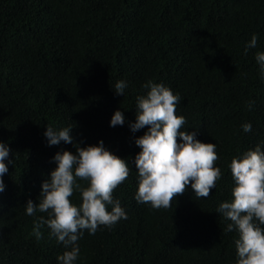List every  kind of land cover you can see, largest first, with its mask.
<instances>
[{"label": "trees", "instance_id": "16d2710c", "mask_svg": "<svg viewBox=\"0 0 264 264\" xmlns=\"http://www.w3.org/2000/svg\"><path fill=\"white\" fill-rule=\"evenodd\" d=\"M253 35L257 46L245 52ZM257 52H264V0H0V139L10 149L0 192V264H60L70 249L46 225L37 239L34 223L48 213L29 216L25 205L39 203L55 154L77 155V146L99 141L130 169L113 192L127 218L95 234L84 230L74 264H237V232L225 231L231 221L217 209L233 199L231 161L258 145L264 151ZM118 81L127 84L123 96L114 91ZM149 81L180 96L184 131L216 145L221 177L207 198L189 184L167 209L135 199V140L147 127L133 132L130 125ZM117 110L125 123L111 127ZM48 126L71 127L74 143L50 146ZM70 199L79 206V191Z\"/></svg>", "mask_w": 264, "mask_h": 264}, {"label": "clouds", "instance_id": "9594fccd", "mask_svg": "<svg viewBox=\"0 0 264 264\" xmlns=\"http://www.w3.org/2000/svg\"><path fill=\"white\" fill-rule=\"evenodd\" d=\"M256 46L257 36L253 35L245 52ZM255 59L264 77V52H257ZM126 87V82L118 81L114 91L123 96ZM143 87L149 91L137 97L136 120L130 125L133 132L147 127L145 134L135 140L141 149L135 157L139 176L135 199L154 209H167L189 184L197 198H207L221 177V170L215 167L216 145L202 143L195 138V132L184 131L186 120L176 115V106L181 100L179 95L151 81ZM253 103L249 102L250 109ZM124 123L123 113L115 111L110 126ZM242 129L247 133L252 126L246 123ZM70 131L71 127L56 131L48 126L44 135L50 146L61 141L73 144ZM178 137L182 142H178ZM2 142L0 139V192L5 188L2 177L8 168L4 161L10 152ZM76 151L77 155L68 151L55 154L53 159L57 167L50 173V181L42 184L39 203L29 200L25 205L29 216L37 211L48 213L47 219L41 216L34 223L32 234L37 239L42 236L41 227L46 225L50 236L70 249L58 256L60 264H74L77 260L80 252L77 242L84 230L95 234L100 226L110 228L127 218L119 201L113 199L114 190L129 176L125 160L107 151L103 141L95 146H77ZM230 169L235 182L233 199L221 203L217 212L231 221L225 231L237 232V264H264V228L261 227L264 225V151L258 145L239 159L234 158ZM78 181H87L88 186L82 187ZM77 191L81 195L79 206L70 199ZM108 205L112 206L111 211Z\"/></svg>", "mask_w": 264, "mask_h": 264}]
</instances>
